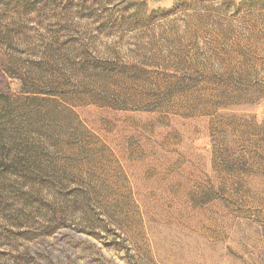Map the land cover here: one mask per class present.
Returning a JSON list of instances; mask_svg holds the SVG:
<instances>
[{"label":"rangeland","instance_id":"rangeland-1","mask_svg":"<svg viewBox=\"0 0 264 264\" xmlns=\"http://www.w3.org/2000/svg\"><path fill=\"white\" fill-rule=\"evenodd\" d=\"M0 75V264H264V0H0Z\"/></svg>","mask_w":264,"mask_h":264},{"label":"trees","instance_id":"trees-1","mask_svg":"<svg viewBox=\"0 0 264 264\" xmlns=\"http://www.w3.org/2000/svg\"><path fill=\"white\" fill-rule=\"evenodd\" d=\"M0 88H2L3 90V94L7 93V95H5L6 97L9 96L8 92H9V87H8V82L7 79L4 75H0ZM54 92V91H53Z\"/></svg>","mask_w":264,"mask_h":264}]
</instances>
